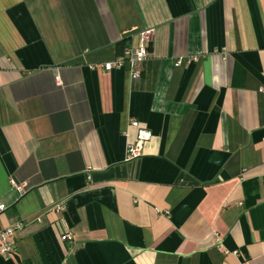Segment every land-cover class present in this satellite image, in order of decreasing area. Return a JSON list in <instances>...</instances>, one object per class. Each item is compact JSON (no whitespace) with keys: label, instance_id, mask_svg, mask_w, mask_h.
<instances>
[{"label":"crops","instance_id":"crops-1","mask_svg":"<svg viewBox=\"0 0 264 264\" xmlns=\"http://www.w3.org/2000/svg\"><path fill=\"white\" fill-rule=\"evenodd\" d=\"M0 205V264H264V0H0Z\"/></svg>","mask_w":264,"mask_h":264},{"label":"built area","instance_id":"built-area-1","mask_svg":"<svg viewBox=\"0 0 264 264\" xmlns=\"http://www.w3.org/2000/svg\"><path fill=\"white\" fill-rule=\"evenodd\" d=\"M152 28L144 29L139 32L140 41L137 46L128 47L124 50L122 56L118 57L114 61H108L101 64V67L109 71L114 68H121L127 64L128 73L132 80H137L141 74V66L143 62L148 58V50L146 42L149 39L148 35L151 33ZM183 59L181 57L177 58L174 61L175 66L181 65ZM56 83L61 84L60 78L58 75L55 77ZM130 124L137 128V133L135 140L132 143H129L126 147L124 160L136 159L142 154V149L144 142L151 137V132L143 127H140L139 122L133 120ZM11 185L15 187L18 191H23L24 184H16L11 180ZM4 207L0 205V209ZM23 222H16L13 226L0 229V254L5 255L13 251L14 245L11 242V237L14 235V232L18 229H21ZM64 237H71L70 232H66Z\"/></svg>","mask_w":264,"mask_h":264}]
</instances>
